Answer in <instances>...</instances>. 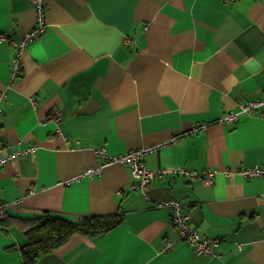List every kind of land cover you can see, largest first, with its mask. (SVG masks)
Segmentation results:
<instances>
[{
    "label": "crops",
    "instance_id": "1",
    "mask_svg": "<svg viewBox=\"0 0 264 264\" xmlns=\"http://www.w3.org/2000/svg\"><path fill=\"white\" fill-rule=\"evenodd\" d=\"M43 1L46 31L16 80L15 48L0 39V148L16 154L0 167V203L20 201L4 219L124 220L75 234L38 264H264V177L242 173L264 168V106L244 109L264 99V0ZM37 14L34 0H0V36L21 40ZM150 148L143 161L162 175L146 194L127 165L83 176L101 150ZM206 170L217 171L210 183ZM171 200L201 241L220 240L214 254L181 238L159 206ZM26 243L19 222L0 221V264H22Z\"/></svg>",
    "mask_w": 264,
    "mask_h": 264
},
{
    "label": "built area",
    "instance_id": "2",
    "mask_svg": "<svg viewBox=\"0 0 264 264\" xmlns=\"http://www.w3.org/2000/svg\"><path fill=\"white\" fill-rule=\"evenodd\" d=\"M232 1V0H229ZM36 9H37V24L33 30H31L28 34L24 36L21 40H13L7 36H0L2 41H6L11 44L13 48H15L14 56L12 57V65H13V79L16 80L22 76L23 72V56L27 47L30 43L38 40L43 36L46 31V9L43 0H34ZM131 41L130 38L125 40L126 44H129ZM5 93L0 94V118L2 115L1 102L4 99ZM264 106V99L258 101H252L249 104L244 106L246 111H252L259 107ZM234 113L227 116L221 122H233L237 119ZM52 118L57 122L62 120L61 113L53 114ZM30 151L34 152L35 148H32ZM156 151V148L150 149H137L132 150L124 155L119 156H110L105 150H101L98 152V158L102 159L101 165L96 168L87 169L83 176H89L92 178L98 177L102 174L104 168L112 166L114 164H122L131 167L133 179L135 183L133 185L134 189H140L145 194L151 186L152 182L155 180L157 175H162V172L154 173L148 169L143 161L144 155L150 152ZM0 153H3V150L0 148ZM16 154L13 155H1L0 156V167L4 166L9 160L14 158ZM182 173L188 179H193L196 177L195 173H192L188 170H183ZM217 171L215 170H206L200 176L203 180L210 183L214 178ZM243 174L249 177H264V168L259 166H255L254 168H250L242 171ZM20 201H16L13 204L8 203H0V218H4L7 214V209L10 205H16ZM160 207L170 208L172 210V219L174 220L175 225L178 227L180 231L181 238L186 240V242L194 249L198 255L202 254H214L216 248H218L220 244V240H204L201 241L198 233L194 230V228L190 227L188 224V217L185 213H183V204L181 200H171L168 202L160 203ZM173 248V244L170 242L166 244L164 251H170Z\"/></svg>",
    "mask_w": 264,
    "mask_h": 264
},
{
    "label": "trees",
    "instance_id": "3",
    "mask_svg": "<svg viewBox=\"0 0 264 264\" xmlns=\"http://www.w3.org/2000/svg\"><path fill=\"white\" fill-rule=\"evenodd\" d=\"M8 212V211H7ZM19 222L27 237L22 246V264H38L39 260L65 245L75 234L88 236L103 235L124 220L120 214L110 216L89 215L77 219L45 212L33 217L8 216L1 222Z\"/></svg>",
    "mask_w": 264,
    "mask_h": 264
}]
</instances>
